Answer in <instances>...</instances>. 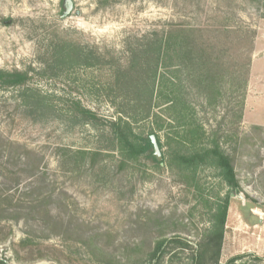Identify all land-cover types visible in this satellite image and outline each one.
Returning <instances> with one entry per match:
<instances>
[{
	"label": "rangeland",
	"instance_id": "1",
	"mask_svg": "<svg viewBox=\"0 0 264 264\" xmlns=\"http://www.w3.org/2000/svg\"><path fill=\"white\" fill-rule=\"evenodd\" d=\"M72 2L64 16L63 0H0V71L28 75L25 93L0 87V259L145 264L158 240L178 238L183 245L163 246L164 263L191 264L211 207L227 188L207 167L190 174L147 156L122 165L108 131L117 118L106 91L111 73L168 31L175 39L185 32L214 79L213 89L197 88L190 63L181 70L173 62L189 117L206 132L203 144L219 143L240 184L226 238L249 227L264 233V0ZM59 42L99 54L101 67L42 76ZM77 102L96 119L73 113ZM150 122L134 124V132L148 134ZM178 140L170 141L171 153H188ZM77 150L91 155L75 162L69 152ZM160 153L170 160L165 146ZM241 216L246 224L238 229Z\"/></svg>",
	"mask_w": 264,
	"mask_h": 264
},
{
	"label": "trees",
	"instance_id": "2",
	"mask_svg": "<svg viewBox=\"0 0 264 264\" xmlns=\"http://www.w3.org/2000/svg\"><path fill=\"white\" fill-rule=\"evenodd\" d=\"M176 36V39L173 38V31L165 32L133 54L126 66H120L111 73L106 91L117 118L109 122L110 142L122 165L147 156L157 167L164 163L171 166L173 163L190 174L201 167H207L215 170L216 177L227 188L224 196H217L211 207L209 226L191 257V264H264V257L249 253L238 254L224 263L220 262L230 198L240 191V184L230 158L219 143L212 142L205 146L202 142L206 134L203 126L189 117L192 108L185 100L183 80L179 77L181 71L174 68L173 62L177 61L181 70L187 67L184 62L190 63L194 69L191 77L197 88L213 89L214 79L208 62L204 60V52L199 48H189L184 31ZM101 65L99 54L71 42H59L52 47L41 75L54 79L76 68H100ZM27 81V73L0 71V87L22 89V93H25L28 89ZM32 96L35 99L40 97L38 94ZM212 100L214 96L208 101ZM74 105L73 113L82 120L96 119V115L79 102ZM156 108L159 113L155 114L153 111ZM149 119L154 129L144 136L136 134L134 124ZM161 132L165 145H162L158 135ZM175 135L179 139L177 145L187 149L188 153L176 156L171 153L170 141ZM150 136L155 137L160 151L165 146L169 161L164 154L161 162L156 161ZM69 153L75 162H84L91 155L83 150ZM0 213L3 211L0 210ZM167 243L183 245L178 238L158 240L145 264H171L163 260V246ZM0 264L6 262L0 259Z\"/></svg>",
	"mask_w": 264,
	"mask_h": 264
},
{
	"label": "crops",
	"instance_id": "3",
	"mask_svg": "<svg viewBox=\"0 0 264 264\" xmlns=\"http://www.w3.org/2000/svg\"><path fill=\"white\" fill-rule=\"evenodd\" d=\"M230 206V205H229ZM229 210V208H228ZM228 216V212H227ZM229 218H226L225 223V236L223 238V245L220 255V262L224 263L229 258L242 254V253H249L254 254L260 257H264V233H262V230H256L255 228L249 227V233L247 234H240L241 232L236 231L233 235V240L230 238H226V229L229 228ZM240 219V216H239ZM240 224L238 229H241L243 224H246L244 222L243 216H241ZM245 226V225H243ZM254 229V231L252 230ZM262 233V234H261ZM230 235V234H229ZM227 241V247L224 245V241ZM237 240V242H236ZM227 248V249H226Z\"/></svg>",
	"mask_w": 264,
	"mask_h": 264
},
{
	"label": "water",
	"instance_id": "4",
	"mask_svg": "<svg viewBox=\"0 0 264 264\" xmlns=\"http://www.w3.org/2000/svg\"><path fill=\"white\" fill-rule=\"evenodd\" d=\"M63 3H64V7H65L63 15L67 16L68 14H70V12L73 9V2H72V0H63ZM150 141H151V144L153 147V155H154L156 161L161 162V153H160V150H159V147L157 145L155 137L150 136Z\"/></svg>",
	"mask_w": 264,
	"mask_h": 264
}]
</instances>
